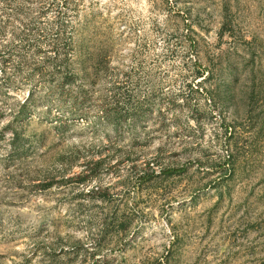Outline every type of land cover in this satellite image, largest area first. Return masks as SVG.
<instances>
[{"label": "rangeland", "instance_id": "rangeland-1", "mask_svg": "<svg viewBox=\"0 0 264 264\" xmlns=\"http://www.w3.org/2000/svg\"><path fill=\"white\" fill-rule=\"evenodd\" d=\"M0 264H264V0H0Z\"/></svg>", "mask_w": 264, "mask_h": 264}, {"label": "trees", "instance_id": "trees-1", "mask_svg": "<svg viewBox=\"0 0 264 264\" xmlns=\"http://www.w3.org/2000/svg\"><path fill=\"white\" fill-rule=\"evenodd\" d=\"M28 99L26 101H24V103L20 106V116L18 118H21L23 116V112L26 110V108L28 107L29 104H27V101L31 98V94H28ZM18 140V134L14 131L13 133V141L17 142ZM107 220H111V218H105L104 222H106ZM105 224V223H104Z\"/></svg>", "mask_w": 264, "mask_h": 264}]
</instances>
